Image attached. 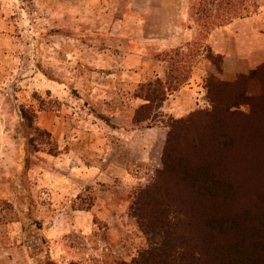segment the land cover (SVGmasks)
Segmentation results:
<instances>
[{
    "label": "rangeland",
    "instance_id": "374dc122",
    "mask_svg": "<svg viewBox=\"0 0 264 264\" xmlns=\"http://www.w3.org/2000/svg\"><path fill=\"white\" fill-rule=\"evenodd\" d=\"M181 5L0 0V264H168L152 258L166 232L188 251L169 264H196L204 205L179 169L159 173L170 132L174 160L205 161L235 204L263 199L264 58L234 82L206 39L264 0H190L196 38L165 51L158 84L126 39L180 34Z\"/></svg>",
    "mask_w": 264,
    "mask_h": 264
},
{
    "label": "trees",
    "instance_id": "16d2710c",
    "mask_svg": "<svg viewBox=\"0 0 264 264\" xmlns=\"http://www.w3.org/2000/svg\"><path fill=\"white\" fill-rule=\"evenodd\" d=\"M227 17L220 19L219 23L211 21L214 25L211 30L233 20L232 16L227 15ZM214 18L219 20L221 14ZM169 76L170 72L167 77ZM247 76L240 74L234 82L240 80L243 84ZM184 80L185 78H182L181 82ZM156 83L161 84L162 80L157 78ZM178 84L167 88L163 86L161 90L146 95V99L149 103L159 101L157 105L160 108L168 97V91L178 89ZM170 139L171 132L168 134L164 147L163 170L159 173L179 169L183 180L193 183L199 201L204 205L202 210L204 221L201 224L203 228L198 235L199 249L197 253H193L197 256L196 264H264V193L262 194L263 199L260 201L235 204L238 203L235 201V193L227 188L225 181L223 185L219 182L221 179L217 178L218 175L204 166L205 161L198 159L196 166L186 157H176L174 160L171 150H169ZM219 177L221 176L219 175ZM152 227L158 229L155 226ZM173 247L175 245L171 242L170 234L166 232L158 247L152 252V256H154L152 258L169 264V259L183 260L182 255L188 254V251L185 250H183L184 253H178L173 250Z\"/></svg>",
    "mask_w": 264,
    "mask_h": 264
},
{
    "label": "crops",
    "instance_id": "0c3cea01",
    "mask_svg": "<svg viewBox=\"0 0 264 264\" xmlns=\"http://www.w3.org/2000/svg\"><path fill=\"white\" fill-rule=\"evenodd\" d=\"M163 1L170 6L174 2L182 3L180 6L181 10L178 12L180 25L175 27L181 33L169 32L161 37L153 34L141 39V41L135 40L133 36H128L125 44L127 46V50H125L127 58L143 61L144 64H149L148 62L156 63V67L158 68L154 76L157 78H165L169 73L165 65H159L160 63H168V60L162 57L163 53L177 47L186 49L192 40L196 38V31L194 33L195 27H191L188 23V5L190 0ZM147 8V11L150 13L156 10L153 4H148ZM127 9H129L128 13L137 12L132 7V4H129ZM132 20H136V18L132 17ZM206 42H208L213 53L221 55L223 72L225 74L236 76L252 69L254 67L252 64L253 60L256 61L260 56L264 58V8L251 16L239 17L213 28L208 34ZM198 71L199 69L196 68L192 72V85H194L198 78ZM153 72L155 74L154 70H152ZM190 85L188 86L190 87ZM195 87L198 86L196 85ZM183 91V89L177 90L174 95L178 96Z\"/></svg>",
    "mask_w": 264,
    "mask_h": 264
}]
</instances>
